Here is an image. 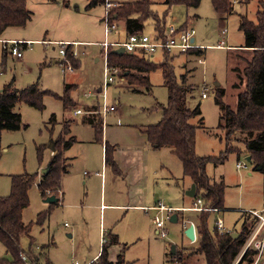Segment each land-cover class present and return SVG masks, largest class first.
Returning a JSON list of instances; mask_svg holds the SVG:
<instances>
[{
    "label": "rangeland",
    "instance_id": "1",
    "mask_svg": "<svg viewBox=\"0 0 264 264\" xmlns=\"http://www.w3.org/2000/svg\"><path fill=\"white\" fill-rule=\"evenodd\" d=\"M54 1L55 4L49 0H27L31 20L25 27L6 29L1 39L28 37L100 43L105 40L102 22L105 16L104 6H97L87 12L84 7L88 0ZM112 1L124 3L135 0ZM165 1L153 0L152 9L160 17L167 10ZM232 1L234 12L227 16L216 12L212 0H201L198 8L173 6L167 16V24L175 16L179 19L180 27L189 18L196 30V44L203 48L201 55L195 52H173L178 79L181 80V76L186 75L187 84L194 87L193 93L188 97V106L192 109L197 106L201 108L202 114L190 121L193 125L203 127L198 130L196 136V152L200 156L220 157L227 149L224 133L218 129L221 111L216 102V83H219V87L225 92L223 101L234 107L237 105L238 94L244 89V86L241 88L234 86L239 83L241 74L237 70L239 50L236 49H243L237 46L243 45L246 37L245 32L240 30V25L244 16L252 21L257 20L261 0ZM67 4H70L68 8ZM76 7L80 8L79 11L75 10ZM154 22L150 19L145 23L144 32L150 37L157 34ZM109 38L111 42L127 40L128 35L122 22H118L117 30ZM61 43L62 41L31 42L28 46L22 45V59L13 57L10 53L4 59L3 44L0 43V90L6 83L14 80L18 89L37 84L42 90L63 95L67 81H71L69 77L73 75L72 73H79L81 68L75 69L71 74L62 72L63 59L59 53ZM78 47L80 51L88 54L80 56V59L87 63L82 71L86 70L89 77L88 82L81 88L88 89L82 91L81 95L77 90H73L71 94L79 106L85 105L82 109L87 113V106L91 107L96 103L103 105V98L97 92L103 85V49L93 43L84 42H80ZM92 52L101 57V62L97 65L93 64ZM240 53L247 55L244 52ZM161 58V52H157L153 57L155 61ZM199 59L204 60L205 64H200ZM55 60L60 62L54 63ZM150 80V89L132 87L125 80L118 79L107 87V103L117 105L118 111L105 117L103 141L111 145L131 143L133 139L128 137V130L136 131L138 138H145V134L137 126L156 124L161 120L163 109L168 103V90L163 83L162 71L151 73ZM204 85H207L211 92L206 99L201 96ZM78 88L80 89V86ZM134 88L139 89L138 92L133 91ZM87 92H91L93 96L86 98ZM44 104L43 110L24 103L18 104L14 110L21 114L27 128L0 132V196L10 194L12 177L15 175L38 173V181L40 180L52 157L51 141L57 138L63 130L65 121L70 119L73 120L70 136L75 135L79 140L86 142L79 141L65 152L70 165L66 184L70 189L74 179L88 181L90 199L86 200L81 195L78 207L68 206L66 201L51 205L42 198L36 183L30 190V206L24 210V222L26 224L33 222L31 233L33 239L26 236L21 241L25 250L32 247V250L40 255L43 264H74L75 261L85 264L105 243L110 244L108 252L112 261H116L121 254L124 260L131 264H176L172 255L175 247L179 255L185 257L184 261L178 264H205L203 255L194 252L198 246V239L195 242L190 241L185 236L183 228L184 220L188 218L196 221V226L198 224L199 213L182 211L183 208L192 207L182 192L183 186L191 181L184 176L182 163L169 152V148L151 149V153L159 155L162 160L164 155L169 161L165 164H169L171 168V175L167 179L157 180L155 186L156 193L173 204L175 209L171 217L177 215L178 222H172L171 217L167 218L165 213L124 211L116 216V212L108 209H104L105 221L102 222L99 209L86 207L99 204L101 178L93 177L92 183L91 177H84V171L101 172L103 166L102 143L96 141L94 128L85 121V115L88 114L75 116L76 109L65 110L63 102L51 95L45 97ZM53 116L55 122L52 121ZM90 140L94 142L90 143ZM232 146L240 148L241 152H230L223 163L209 164L207 167L212 180L225 184V207L229 209L217 213L218 216L212 215L209 220V228L212 231L217 217L225 221L227 229L240 231L246 216V213L242 214L243 211L264 208V171L257 170L254 164L246 160L248 155L242 143L233 142ZM83 152L86 158L82 157ZM239 163L243 164V168L238 167ZM110 173L113 174V170L109 169L108 175ZM176 179L179 180V184L176 183ZM104 181H107L109 190L111 180L107 179V174ZM79 189L83 194L87 192V188L82 187V184L79 185ZM50 206L53 208L47 219L38 223V215L49 210ZM156 214L164 222V236L155 231L153 219ZM113 235L118 237V243H111ZM0 258H11L1 242Z\"/></svg>",
    "mask_w": 264,
    "mask_h": 264
},
{
    "label": "trees",
    "instance_id": "2",
    "mask_svg": "<svg viewBox=\"0 0 264 264\" xmlns=\"http://www.w3.org/2000/svg\"><path fill=\"white\" fill-rule=\"evenodd\" d=\"M53 1V0H51ZM106 0H88L85 7L89 11L97 6H103ZM153 0H135L119 3L111 11L112 19L124 24L127 35L144 34L145 23L153 19L158 36L163 37L167 30V16L173 6L183 5L187 8H198L201 0H166L167 10L162 17L152 9ZM216 12L220 15H230L234 12L232 0H212ZM31 19L27 0H0V39L6 29L10 27H25ZM185 22L182 28L187 27ZM240 30L245 32L243 49L239 50L237 70L240 81L234 86L244 89L238 94L237 105L234 107L223 101L225 92L216 87V102L219 105L220 124L218 129L224 133V141L227 149L220 157L200 156L196 152V136L202 125H193L191 119L202 114L200 106L190 108L188 97L193 93L194 87L187 84V76L182 75L178 79L174 65L173 53H162V58L155 61L141 53L115 54L113 48L109 52V65L118 69V75L129 86H139L150 89L151 73L161 70L163 83L168 90V103L163 109L161 120L156 124L141 125L137 128L146 135L154 149L169 148L180 160L184 176L188 177L191 184L196 185L195 200L202 199L207 208H219L225 210V184L212 180L207 172L209 164H219L225 161L230 152H241L240 148L232 146L233 142L242 143L251 162L259 171H264V0L260 1V9L257 12V20H249L242 17ZM73 46L67 47L69 60L75 69L82 67L81 59L71 57ZM200 51H189L188 53ZM244 52L247 55H241ZM9 54L7 48H3V58ZM102 55V53H101ZM75 86L66 84L63 95L55 94L49 90H42L37 84L24 89H18L15 81L4 85L0 90V132L18 131L27 128L22 121L20 113L14 109L18 104H27L33 108L43 110L44 99L47 95L54 96L63 102L65 110L77 109L78 102L72 97ZM139 89H133L138 92ZM88 122L95 130V139L103 143V117L101 105L96 103L87 107ZM52 121L56 119L53 116ZM203 124V119L200 120ZM73 120H66L62 132L51 141L52 157L38 181V173L20 174L12 177L11 191L7 196H0V242L5 246L11 258H0V264H43L38 253L30 247L25 250L22 246V238L30 237L33 222H24V210L30 206V190L37 183L42 198L45 200L51 196L58 198L60 202L63 178L68 173L69 159L65 152L72 147L76 139L71 135ZM68 136V137H67ZM50 144V145H51ZM116 147L109 143L105 146V161L113 171L120 170L114 159ZM42 152V147L39 149ZM50 209L38 215V223L44 222L50 214ZM215 215L212 211H203L197 215L198 246L194 252L203 255L205 264H236L240 252L248 239L256 220L251 214L246 213L244 223L240 231L220 233L210 230L209 220ZM177 219L178 216L176 215ZM234 233H238L235 237ZM111 243H118V237L113 235ZM110 245V244H109ZM109 245L103 244L98 257L89 264H131L124 260L120 254L116 261L109 258ZM32 246V245H31ZM254 251H247L237 264H252ZM175 263L184 261L185 257L179 255L176 250L172 254ZM187 262V260H186ZM51 264V263H47Z\"/></svg>",
    "mask_w": 264,
    "mask_h": 264
},
{
    "label": "crops",
    "instance_id": "3",
    "mask_svg": "<svg viewBox=\"0 0 264 264\" xmlns=\"http://www.w3.org/2000/svg\"><path fill=\"white\" fill-rule=\"evenodd\" d=\"M49 2H53V4H55L54 0L53 1L49 0ZM87 4H88V1H86L85 7L87 6ZM69 6H70V4L66 5L67 8ZM79 9H80L79 7H76L75 10L79 11ZM87 12H89V11H87ZM178 20L179 19L175 16L172 18V21H177V24L179 26ZM190 21L191 20L188 18L186 22H188L190 25H192V22H190ZM45 39L28 38V37H26V38L16 37V38H11V39L2 38V39H0V43H2L1 41H13V40H20V41H25V42L29 43V44L28 43L25 44L24 46L30 45L31 42H37V43H40V42H46V43L51 42L52 43V42H54V43H57V41H62V42L64 41V42H71V43H80V42H82V43L83 42L84 43H93L94 45H96L97 43H100V42L70 40V39H68V40H61V39H50V40L46 39L45 40ZM195 42H196V38H195ZM243 45H244V43H243ZM243 45L237 46V48H242ZM79 46H80V44H79ZM229 47H232V46H229ZM3 48H4V45H3ZM78 49H79V47H78ZM79 51H80V49H79ZM80 53H81V56H87L88 55L87 52H85V51H83V52L80 51ZM92 53H93L92 57H94V58H92L93 64H95V65L99 64L101 62V57L97 54H94V52H92ZM197 53H199V52H197ZM197 53L195 52V54H197ZM200 53L202 54V51H200ZM13 57H15V56H13ZM22 58H23V56H22ZM22 58H19V59H22ZM59 62H60L59 60L54 61V63H59ZM81 62H82V67L80 69V72L75 73V74L72 73L73 75L69 77L71 79V81L66 80L67 84H71V85L75 86V90L79 91V95H81L83 93L82 91H87L88 88L83 89L81 87H83L84 84H86L88 82V78H89L86 74V70L82 71L83 66L86 65L87 63L85 60L83 61V59H81ZM69 74H71V73H69ZM94 83L96 84V80H94ZM89 85H91V83H89ZM79 86H80V89L78 88ZM84 106L85 105L79 106V108H77L76 110L81 109L83 111L82 108ZM76 110L74 111L75 116L88 114V112L85 113V111H83L82 114H76L75 113ZM85 116L88 117V115H85ZM103 129H104V127H103ZM135 132L136 131H130V130L127 131L128 137H131L133 139V142H131V143L130 142L129 143H114V146L116 147L115 153H114V159L116 161L118 169L120 170L119 173H116L113 171V174L110 173L108 175L109 169H111V170H113V169L111 166L107 165L106 161H105V146L108 143L105 141H103L102 147H101L102 148V150H101V152H102L101 162L103 164L102 171L101 172L84 171V177H86V178L91 177L92 180L91 179H89V180H91L92 183L94 182L93 177H100L101 178L100 191H99V204L98 205L97 204L86 205V207L89 206L92 208L99 209L100 210V216H101L100 218H101L102 222L105 221V214H106L105 210H107V209L109 211L116 212L115 213L116 216H117V214H119V213L121 214L124 211L126 213L145 211V212H147L146 214H148L149 212L165 213V214L169 213V211H161V210L155 209L156 207H159V206L171 208L172 213L174 212L173 209H175V208L173 207V204H170L171 202H168L161 195L157 194L156 193V186H155V183L157 182V180L167 179L171 175V172H170L171 168H170L169 164H165L166 162L169 163V161L166 159V157L164 155H162L164 157V160H162L159 157V155L158 156L153 155L151 153V149H154V148L149 143L146 135H145V138H138L139 137L138 133H135ZM73 136L76 139L75 143H77L79 141L86 142V140H79L77 138V136H75V135H73ZM92 142H94V141L90 140V143H92ZM71 148H69L68 150H70ZM154 150H157V149H154ZM169 152L171 154H173L171 150H169ZM82 154H83V156H82ZM82 154H81V156L86 158L85 152H83ZM69 173H70V170L68 171V173L63 178V185H62V190H61L60 201L61 202L63 201V203H65V201H66L68 206L70 205L71 207H78L79 206L78 203H80L79 197L81 195L84 196V199H86V200L90 199V195H89L90 189L88 188V181H85L84 179L83 180L74 179L71 188L68 189L67 184H66L67 183L66 178L69 175ZM106 174H107V179L111 180L110 181L111 185H110L109 190H108L107 181L106 182L104 181V177ZM168 180H170V179H168ZM175 181L177 184H179L178 179H176ZM81 184H82V187L85 186L87 188V192L85 194H83V192H81V190L79 189V185H81ZM191 185H192L191 182L188 185H184L182 188V192H183L184 198H188V202H190V204L193 205L195 199L186 195V191L191 187ZM80 199H81V197H80ZM228 210H229L228 208H225V210H223V211H228ZM250 210H254V209H249L247 211H243L242 214L247 213ZM216 214L217 213H215V215ZM216 216H218V215H216ZM156 217H158V214H156L154 216L153 223L155 225L156 233L160 234L161 228L158 227L157 224L155 223ZM244 217H246V216H244ZM217 219H222V218L217 217ZM217 219H215V221ZM188 221H193V220H191L189 218L184 220V224H183L184 230L188 226V224H187ZM215 221H214V224H215ZM224 223H225V221H224ZM69 236L71 237L72 235L69 234ZM197 238H198V236H197ZM101 251H102V246L100 247L97 254H95L93 256V258H91L85 264H89L92 261H94L98 257V255L101 253ZM74 264H81V263H79L78 261H75Z\"/></svg>",
    "mask_w": 264,
    "mask_h": 264
},
{
    "label": "built area",
    "instance_id": "4",
    "mask_svg": "<svg viewBox=\"0 0 264 264\" xmlns=\"http://www.w3.org/2000/svg\"><path fill=\"white\" fill-rule=\"evenodd\" d=\"M120 2H115L112 0H106L104 3L105 16L103 17V24L105 28V40L101 43H97L103 49V85L100 88V96L103 98V105L101 106V114L103 117V123L105 122V117L112 112H116L118 110L117 105H108L107 103V87L115 83L116 80L124 81V78L118 75V69L113 68L109 65V52L110 49H117L123 47L125 49V53H143L148 57H153L157 52L164 53L166 51L170 53H188L189 51H202L203 48L198 46L195 42L196 38V30L192 25H187V27L182 28L177 25V21H171L167 25V30L163 37L158 36L156 34L153 37H150L148 34H134L129 35L125 42L122 41H110V35L115 32L118 28V22L112 19L111 11L114 7H116ZM224 33V31H223ZM4 45V48L8 49V52L17 57L22 58V48L21 45H25L28 42L13 40V41H1ZM223 43V40H222ZM29 44V43H28ZM80 43H69L62 42L61 47L59 49V53L63 59L61 62L62 72L63 73H71L75 70L73 65L69 60V56L67 53V47L69 45L73 46L71 57L80 59L81 53L78 49ZM199 63L204 65L205 61L199 59ZM210 89L207 85L202 87L201 96L203 99H206L210 95ZM93 94L91 92L85 93L86 98L92 97ZM76 114H82L83 111L81 109L76 110ZM239 168H243V164H238ZM155 209L161 211H169L167 214V218L171 217L172 209L166 208L164 206L156 207ZM182 211H192L201 213L203 211H212L214 213L222 212V209L219 208H207L204 206L202 199H197L194 201L192 207L183 208ZM247 213L251 214L252 217L256 220L254 227L252 228L248 239L246 240L240 255L236 261L241 259V257L247 251H254V259L252 264H264V208L262 210H250ZM155 223L158 227L161 228V235L164 236L165 232H163L164 222L156 217ZM193 223L195 226V234L197 240V226L193 221H188L187 224ZM67 227V224H66ZM214 229L220 233H230L231 230L225 227V223L223 219H217L214 224ZM195 240V241H196ZM194 241V242H195Z\"/></svg>",
    "mask_w": 264,
    "mask_h": 264
},
{
    "label": "water",
    "instance_id": "5",
    "mask_svg": "<svg viewBox=\"0 0 264 264\" xmlns=\"http://www.w3.org/2000/svg\"><path fill=\"white\" fill-rule=\"evenodd\" d=\"M113 52L115 54H119V55H123L125 53V49L123 47H120V48H117V49H114ZM220 86L219 83H216V87ZM101 90L98 89V92H100ZM52 147V144L50 145ZM246 160L248 162H251V157L250 156H247ZM46 171V169L43 170V173ZM186 195L191 197V198H194L196 196V185L195 184H192L191 187L186 191ZM58 198L54 197V196H51L47 199H45V202L46 203H49V204H52V203H56L58 202ZM170 220L174 223L178 222V219L176 217V215H173ZM185 236L192 242H194L196 240V234H195V226L193 223H190L188 225V227H186L185 231ZM234 236L237 237L238 236V233H234ZM176 252V248L173 247V254H175Z\"/></svg>",
    "mask_w": 264,
    "mask_h": 264
}]
</instances>
